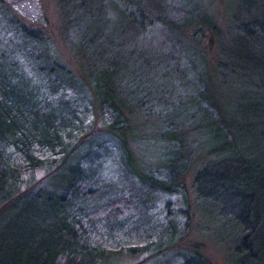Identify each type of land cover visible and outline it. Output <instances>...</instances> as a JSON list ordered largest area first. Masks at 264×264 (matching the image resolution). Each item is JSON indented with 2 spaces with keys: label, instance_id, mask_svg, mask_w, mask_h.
Returning <instances> with one entry per match:
<instances>
[{
  "label": "trees",
  "instance_id": "obj_1",
  "mask_svg": "<svg viewBox=\"0 0 264 264\" xmlns=\"http://www.w3.org/2000/svg\"><path fill=\"white\" fill-rule=\"evenodd\" d=\"M61 3L69 23L84 31L81 34H91L84 44L95 50V70L81 73L66 66L46 37L0 0V264H111L122 252H138L139 245L118 242L125 227L121 212H135L138 203L147 209L155 192L184 194L181 180L188 170L194 174L191 188L196 197L224 201L233 211L235 264H264V0L242 1L232 15L241 34L222 45L217 66L234 77L233 101L192 92L202 84L193 59L180 49L169 57L172 83L192 94L188 116L201 119L186 125L187 133L200 130L202 157L196 149L186 151L187 137L172 136L168 147L172 144L174 156L164 164L162 177L143 165L128 133L132 105L147 108L150 93L124 98L122 57L108 50L118 44L103 38L101 28L91 33L90 18L109 4V13L114 10L125 19L124 36L143 34L147 20L156 17L166 29L171 24L187 27L206 47L220 28L209 15L194 16L191 9L175 21L167 15L170 11L166 14L163 0ZM189 14L195 18L189 20ZM174 57L186 61L189 70L179 71ZM185 102L188 97L179 103ZM110 149L117 182L123 178L126 185L135 183L129 197H112L114 187L102 176ZM37 173L42 174L40 181L24 186ZM177 231L172 224L170 249L181 244L184 234L178 239ZM189 246L179 264H207L199 247Z\"/></svg>",
  "mask_w": 264,
  "mask_h": 264
},
{
  "label": "rangeland",
  "instance_id": "obj_2",
  "mask_svg": "<svg viewBox=\"0 0 264 264\" xmlns=\"http://www.w3.org/2000/svg\"><path fill=\"white\" fill-rule=\"evenodd\" d=\"M242 1L244 0H165V2L163 0V4L167 3V6H164L166 14L170 11L172 15H167L173 17L175 21L181 20L190 9L194 16L199 12L209 15V19H212L220 31L213 37V44L207 47L204 39L189 32L187 27L177 28L171 24L166 29L163 22H159L156 17L147 20L143 34L129 33L124 36L125 19L115 16L114 10L113 13H109L111 8L109 4L105 6L104 11L101 13L98 11L90 18V20L93 18L94 22L91 33L95 28H101L102 37H111L114 39L112 42L118 44L110 46L108 50L122 57L120 79L124 98L129 99L130 95L139 97L144 91L150 93L147 108L132 105L134 113L128 121V133L135 139L132 147L144 161L143 165L148 170L157 172L158 174H155L160 177H162L160 173L164 172V164L171 161L174 156V151L170 148L172 144L168 147V139L172 136L187 137L189 148L186 151L192 153L196 149L198 157H202V151L199 150L202 144L199 138L201 132L192 129L187 133L186 125L193 121L199 123L201 119L199 116L195 118L188 116L192 94L189 93L190 90L179 88L172 83L169 57L180 49L193 59L195 68L200 70L202 84L199 82L192 92L203 93L207 97L222 96L227 102L233 101L236 92L232 84L234 77L229 73L226 75V72L218 68L217 63L221 60L222 45L231 44L241 34L240 28L232 22V15L235 10L238 12ZM1 2L7 4L24 23L40 31L46 37L50 48L66 66L81 73L93 68L96 61L95 50L84 44L90 33L87 36L86 33L81 34L84 31L79 32L74 23H69L61 11V0H1ZM114 2L124 4L123 0ZM144 11L147 16L150 15V12ZM187 18L191 20L195 17H190L189 14ZM32 20L34 22H31ZM86 23L87 20L84 21V25ZM174 61L178 64L179 71L186 72V68L189 70L186 61L179 57H174ZM187 97L188 102L180 104ZM172 101L174 104L171 106ZM167 123L175 124V128L169 129ZM113 152L114 150L110 149L102 176L114 187L111 192L115 195L112 197L126 198L130 196L132 189H136L135 183L132 181V184L127 183L131 185L129 190L123 178L117 182L116 176L119 174L115 175L117 167L113 165ZM198 162L199 159L194 157V163ZM196 169L197 167L194 170ZM188 171L190 172L186 175L185 172L181 180V183L185 181L184 194L177 192L168 195L155 192L147 209L139 203L135 212L132 208L123 209L124 212H121L119 218L125 227L118 234V242L126 240L125 245L136 244L141 249L134 253L122 252L111 264H179L181 252L189 254L191 244L199 247L207 264H235L237 256L232 247V231L236 220L233 211L228 209L224 201L196 197L191 188L194 174L191 170ZM41 175L37 173L34 178L25 180L24 186L31 183L36 185ZM43 184L44 181L35 188ZM172 224L178 230V239L181 234L184 236L181 237V244L176 243L173 249H170L168 245L171 243L167 240ZM110 243L112 242L107 243V246ZM143 245L147 247L144 248ZM158 248H161L160 252L156 251Z\"/></svg>",
  "mask_w": 264,
  "mask_h": 264
}]
</instances>
